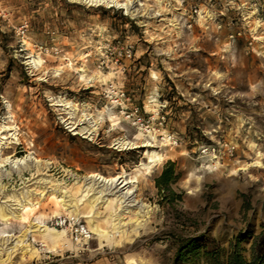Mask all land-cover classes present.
Listing matches in <instances>:
<instances>
[{
    "label": "rangeland",
    "instance_id": "374dc122",
    "mask_svg": "<svg viewBox=\"0 0 264 264\" xmlns=\"http://www.w3.org/2000/svg\"><path fill=\"white\" fill-rule=\"evenodd\" d=\"M107 1L131 4V15L72 0H0V126L20 141L0 161L31 154L43 164L1 184L0 238L10 239L0 241V264H227L232 247L250 263L264 237V0ZM61 100L96 118L109 112L113 123L92 140L75 136ZM119 141L139 148L119 152ZM152 157L163 163L146 176L138 168ZM167 171L171 181L158 188ZM90 174L137 181L135 201L147 208L140 219L130 205L126 223H139L111 249L84 233L91 222L113 233L115 197L89 214L86 199L75 221L40 197L58 187L80 206ZM13 199L36 207L18 214ZM45 231L62 235L56 246Z\"/></svg>",
    "mask_w": 264,
    "mask_h": 264
},
{
    "label": "bare ground",
    "instance_id": "6f19581e",
    "mask_svg": "<svg viewBox=\"0 0 264 264\" xmlns=\"http://www.w3.org/2000/svg\"><path fill=\"white\" fill-rule=\"evenodd\" d=\"M79 3H84L87 5L100 7V6H107V7H116L125 11L126 15H131L130 7L131 4H119L115 1H107V0H72ZM27 65L31 69H37L39 67V62L36 59L30 58ZM83 74V73H82ZM81 82L84 84H93L97 80L96 79H89L87 76L82 75ZM55 107L61 108L64 112L65 116L68 117L64 124L66 127L74 133L75 136H81L85 139L92 140L94 136L100 130L101 125L105 122L106 119H109L110 122L113 123V116L109 112L101 113L97 118L94 116L89 115L90 108L89 107H82L81 109L78 106H74L71 103H67L65 101H59L55 104ZM80 114L81 119L74 123L76 115ZM14 133L10 137H6V134ZM12 142H9V141ZM155 142V138H152ZM20 146V141L18 136L16 135V130L7 128L5 124L0 126V160L2 159V155L5 151L14 150L13 147ZM116 147L117 151L119 152H127L138 149L139 147L136 144L127 142V141H119L114 146ZM140 148L145 149H153V145L146 143L142 145ZM163 159L161 157H152L150 161L145 165L142 164L138 169L143 170L146 172V176L149 175L148 171H151L154 168H158L162 165ZM42 163L41 161L36 160L30 154L24 159H16L15 157H10L0 161V170H4L6 167H10L9 172L0 173V187L3 181H11L13 177L22 179L24 175L31 172V170H37V174L40 173L42 170ZM259 164L253 165L254 167L258 166ZM48 166V165H47ZM43 172V171H42ZM74 178V176H73ZM137 181L128 180L125 174H121L114 178H105L99 174H90L88 177L84 178L79 189V193L81 192V197L83 200L80 201V206L73 205L67 196V191H64L58 187L55 189H48L47 192H42L40 194L41 200L45 201L47 199H52L56 202V207L63 210L64 213L71 214V221H75L74 218L77 217L78 208L82 207L81 203L86 199L93 197L91 203L88 207H86V214L91 213L92 209L98 206L99 201L102 200L101 197L106 196H113L117 199L116 204L113 208V215L111 216V224L113 228V233L109 236L108 234L99 231L94 223H90L92 233H84L86 242L91 241L92 237L90 235H94L97 238V241L100 245L103 243L109 249L114 247V241L116 237H120L123 233V229L132 224H138L139 219L136 221H129L126 223L125 216L129 215L130 213L127 212V209L131 208L130 205H139V213L137 217L140 219L145 218L148 215L146 212V207L142 204H139L135 201V185H137ZM3 190V189H1ZM98 196V198L96 197ZM12 204L14 211L18 214H23L29 211H32L36 205L31 203H26L23 199L19 200H12L10 202ZM60 213V212H59ZM73 214V215H72ZM59 218L60 214H55ZM143 216V217H141ZM74 217V218H73ZM91 217H84L83 220H89ZM74 219V220H73ZM13 220L17 221L18 223H23L22 218L18 216V218H13ZM69 233H74L72 225H70L68 229ZM27 235V234H26ZM62 235L52 232V231H45L44 239L49 242L51 246H56L60 240ZM26 238V236H24ZM10 238L8 236H3L0 238L1 244L3 247L8 245V240ZM90 249V247H89ZM29 251L24 255H28Z\"/></svg>",
    "mask_w": 264,
    "mask_h": 264
},
{
    "label": "trees",
    "instance_id": "16d2710c",
    "mask_svg": "<svg viewBox=\"0 0 264 264\" xmlns=\"http://www.w3.org/2000/svg\"><path fill=\"white\" fill-rule=\"evenodd\" d=\"M172 174L165 172L163 176L156 182L158 188L166 186L171 181ZM227 264H264V237H259L255 240L252 248V260L247 263L241 256V252L237 247L231 248L230 256L228 257Z\"/></svg>",
    "mask_w": 264,
    "mask_h": 264
},
{
    "label": "built area",
    "instance_id": "2783aa9c",
    "mask_svg": "<svg viewBox=\"0 0 264 264\" xmlns=\"http://www.w3.org/2000/svg\"><path fill=\"white\" fill-rule=\"evenodd\" d=\"M228 153H229V156H230V157H233V156H234V149H230V150L228 151Z\"/></svg>",
    "mask_w": 264,
    "mask_h": 264
}]
</instances>
